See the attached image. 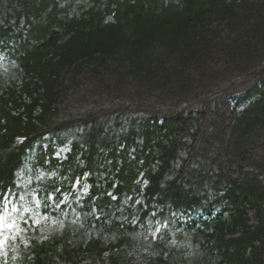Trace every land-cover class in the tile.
I'll use <instances>...</instances> for the list:
<instances>
[{
  "label": "trees",
  "instance_id": "trees-1",
  "mask_svg": "<svg viewBox=\"0 0 264 264\" xmlns=\"http://www.w3.org/2000/svg\"><path fill=\"white\" fill-rule=\"evenodd\" d=\"M63 1L0 0L1 264H264V0Z\"/></svg>",
  "mask_w": 264,
  "mask_h": 264
},
{
  "label": "rangeland",
  "instance_id": "rangeland-1",
  "mask_svg": "<svg viewBox=\"0 0 264 264\" xmlns=\"http://www.w3.org/2000/svg\"><path fill=\"white\" fill-rule=\"evenodd\" d=\"M86 1L87 0H67V1H63V4H67V3L72 2L70 4V9H71V11H75L79 5H81L82 3L86 2ZM2 55H3V53L0 52V56H2ZM0 66H2V60L1 59H0ZM3 74L5 77H10V78L14 79L16 81V83H18L20 81L21 75H19L13 69V67H9V66L4 67L3 68ZM240 108H242V106H240ZM68 151H69L68 144L63 145L57 149L55 156L58 158H65ZM40 174L43 175V172L40 171ZM49 176H53V173H50ZM20 183L24 184L28 188L27 189L28 193L26 194L27 191L24 193L25 196L28 194H31V200H33V203L35 205H37L38 197L36 195H37V189L38 188L36 186L31 185L32 183L28 177L21 178ZM25 208H27L25 210L31 212V216H34V217L37 216L36 210L34 211L35 215L33 213V210H28V208H32L31 206H27ZM13 219H14V214L9 215V213L7 212V209L5 208L4 209V215L3 214L0 215V233L2 232L3 229H7L8 226H12L15 224V221H13ZM48 222H50L51 224H45V222L43 220V226L40 227V229H39L40 234L46 235V234L52 233L53 230L56 229V225L54 224L55 220H51ZM34 223L37 224V222H34ZM0 237H1V235H0ZM171 239H172V236H168L167 240L170 241Z\"/></svg>",
  "mask_w": 264,
  "mask_h": 264
}]
</instances>
